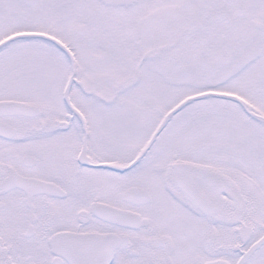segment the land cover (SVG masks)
<instances>
[{
    "label": "snow or ice",
    "instance_id": "obj_1",
    "mask_svg": "<svg viewBox=\"0 0 264 264\" xmlns=\"http://www.w3.org/2000/svg\"><path fill=\"white\" fill-rule=\"evenodd\" d=\"M0 264H264V0H0Z\"/></svg>",
    "mask_w": 264,
    "mask_h": 264
}]
</instances>
